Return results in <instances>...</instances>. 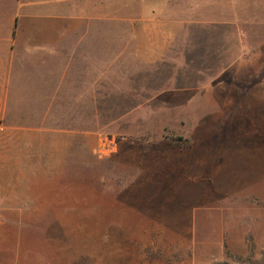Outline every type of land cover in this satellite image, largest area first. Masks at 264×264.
<instances>
[{
	"label": "rangeland",
	"instance_id": "1",
	"mask_svg": "<svg viewBox=\"0 0 264 264\" xmlns=\"http://www.w3.org/2000/svg\"><path fill=\"white\" fill-rule=\"evenodd\" d=\"M176 2L187 25L166 56L109 42L80 58L54 130L22 143L44 160L48 214L32 233L60 240V264H102L105 250L125 264H264V0ZM114 29L127 32H102Z\"/></svg>",
	"mask_w": 264,
	"mask_h": 264
},
{
	"label": "crops",
	"instance_id": "2",
	"mask_svg": "<svg viewBox=\"0 0 264 264\" xmlns=\"http://www.w3.org/2000/svg\"><path fill=\"white\" fill-rule=\"evenodd\" d=\"M176 1L0 0V264H60V240L32 233L48 214L38 196L44 160L42 149L22 143L54 130L44 123L57 121L51 109L73 68L86 72L80 58L100 57L109 42L136 57L166 56L172 27L187 25L183 12L173 13ZM118 25L127 34H103ZM97 40L105 42L98 49ZM108 255L102 264H125Z\"/></svg>",
	"mask_w": 264,
	"mask_h": 264
},
{
	"label": "built area",
	"instance_id": "3",
	"mask_svg": "<svg viewBox=\"0 0 264 264\" xmlns=\"http://www.w3.org/2000/svg\"><path fill=\"white\" fill-rule=\"evenodd\" d=\"M116 146H117L116 137H108L105 139V143L103 144V150H101V152L108 154L109 152L115 151Z\"/></svg>",
	"mask_w": 264,
	"mask_h": 264
}]
</instances>
